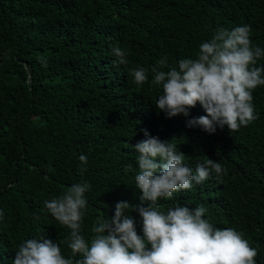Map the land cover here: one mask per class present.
<instances>
[{"label": "trees", "instance_id": "trees-1", "mask_svg": "<svg viewBox=\"0 0 264 264\" xmlns=\"http://www.w3.org/2000/svg\"><path fill=\"white\" fill-rule=\"evenodd\" d=\"M243 25L264 48V0H0V264H13L19 245L40 235L69 256L70 230L44 201L72 184L91 185L86 238L116 202L139 204L134 145L142 129L174 143L193 170L208 159L227 169L159 201L160 210L204 205L214 227L239 232L264 264V86L253 91L256 120L238 132L225 126L208 134L187 128L182 115L158 112L161 90L151 85V67L162 57L170 67L195 59L218 29ZM115 47L126 50L127 64L118 63ZM138 67L148 74L142 86L132 83ZM201 115L197 104L188 118ZM129 215L142 234L138 213Z\"/></svg>", "mask_w": 264, "mask_h": 264}, {"label": "clouds", "instance_id": "clouds-1", "mask_svg": "<svg viewBox=\"0 0 264 264\" xmlns=\"http://www.w3.org/2000/svg\"><path fill=\"white\" fill-rule=\"evenodd\" d=\"M249 25L232 30L218 29L212 38L199 45L195 59H180L169 66L167 57L151 67V85L161 91L155 103L166 118L182 115L187 128H199L208 134L227 126L238 132L256 120L253 91L264 86V48L253 44ZM118 63L127 64L126 50L112 49ZM42 66L47 67L43 57ZM132 83L148 82L147 70L138 67L131 72ZM199 104L205 115L190 117V109ZM144 139L134 148L138 153L136 187L139 204L116 202L114 214L96 216L88 238L82 225L88 202V182L75 183L59 196L44 201L48 213L66 227L70 250L66 258L52 239L40 235L22 242L13 264H256L258 252L229 225L218 228L205 218L208 209L174 205L160 210L159 201L171 199L175 192L203 184L212 173L219 179L227 169L212 159L197 164L195 170L185 163V154L177 146L162 141L143 130ZM81 172L86 171L87 156L81 154ZM126 171L131 166H126ZM140 217L141 233L129 212ZM4 212L0 210V221Z\"/></svg>", "mask_w": 264, "mask_h": 264}]
</instances>
